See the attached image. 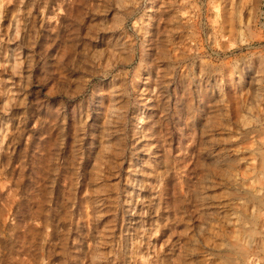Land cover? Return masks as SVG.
Returning a JSON list of instances; mask_svg holds the SVG:
<instances>
[{
    "label": "rangeland",
    "instance_id": "1",
    "mask_svg": "<svg viewBox=\"0 0 264 264\" xmlns=\"http://www.w3.org/2000/svg\"><path fill=\"white\" fill-rule=\"evenodd\" d=\"M0 264H264V0H0Z\"/></svg>",
    "mask_w": 264,
    "mask_h": 264
}]
</instances>
